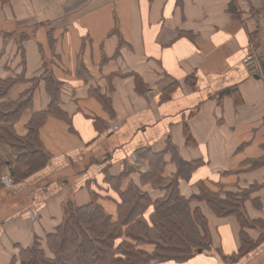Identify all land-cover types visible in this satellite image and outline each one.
Instances as JSON below:
<instances>
[{"label": "crops", "instance_id": "crops-1", "mask_svg": "<svg viewBox=\"0 0 264 264\" xmlns=\"http://www.w3.org/2000/svg\"><path fill=\"white\" fill-rule=\"evenodd\" d=\"M22 62L38 87L16 131L40 118L51 165L0 190V264L53 233L69 201L95 197L117 218L131 185L164 198L154 178L141 182L159 156L163 179L178 176V160L197 164L178 179L182 197L238 195L245 223L192 200L210 251L151 264H264V0H0V76ZM84 161L81 177L46 181Z\"/></svg>", "mask_w": 264, "mask_h": 264}, {"label": "trees", "instance_id": "trees-1", "mask_svg": "<svg viewBox=\"0 0 264 264\" xmlns=\"http://www.w3.org/2000/svg\"><path fill=\"white\" fill-rule=\"evenodd\" d=\"M13 84L10 79L0 78V175L9 170L18 183L37 173L47 163V155L38 139L40 118L30 121L25 137L15 132L16 123L31 108L32 97L24 93L17 100L9 98ZM3 147L14 154L13 162L2 161ZM156 162L161 168L162 159L157 157ZM177 164L178 176L163 179L160 174H147L150 180L154 178V186L166 191L164 198L153 201L131 185L120 195L117 218L108 214L95 197L84 207L67 202L63 222L47 236V249L39 242L23 249L20 264H151L189 260L211 246L206 218L199 210L191 209V201L196 199L207 202L220 216L234 214L245 223V217L236 212L237 206L230 209V202L209 198L211 194L205 192L203 197L189 200L182 197L178 179H189L195 168L181 160ZM151 207L153 212L147 219ZM246 240L243 238L240 255L249 249ZM144 246H152L153 250L148 252Z\"/></svg>", "mask_w": 264, "mask_h": 264}, {"label": "rangeland", "instance_id": "rangeland-1", "mask_svg": "<svg viewBox=\"0 0 264 264\" xmlns=\"http://www.w3.org/2000/svg\"><path fill=\"white\" fill-rule=\"evenodd\" d=\"M20 50V49H19ZM21 57H22V59H23V53L21 52ZM22 65H23V62H22ZM24 66L25 65H23L22 67V70H21V73H20V71L19 72H16L17 74L15 75V77L13 76V77H8V78H2L1 76H0V78H2V79H10V80H12V82L14 83L13 84V86L11 87V89H10V91H9V98H11L12 99V97H11V94H15L16 93V90H15V88L17 87V85L18 86H20V87H22V88H28V89H25V91H24V93H28L29 95H31V97L33 96V94H34V92H35V90H36V88L38 87V85L36 84V82H33V80H29V79H27L26 77H25V72H24ZM13 74H14V72H12ZM23 89V90H24ZM139 89H142V86H141V84H139ZM23 93V94H24ZM21 95V96H24V95ZM27 95H25V97H26ZM26 112H28V111H25L24 112V114L26 113ZM24 114L22 115V117L24 116ZM22 117H21V119H22ZM42 118L44 119V116H42ZM21 119L16 123V125L21 121ZM120 126V124H118V125H114L113 126V129L114 130H118V127ZM28 128V125H27V127H26V129ZM15 132H16V134L18 135V133H17V131H16V126H15ZM27 134H28V129H27ZM18 136H20V135H18ZM22 137V136H21ZM40 148L42 149V147L40 146ZM1 152H2V161H5V160H10V161H14L13 159L15 158L14 157V154H12V152H11V150L9 149V148H6V147H3V148H1ZM137 157V155H133V161H134V159H135V157ZM160 158H161V156H159ZM162 159V158H161ZM156 162V161H155ZM157 163V162H156ZM156 163H155V173H157L158 174V172H159V166H156ZM48 164L49 165H51V162H50V160H49V157L47 156V163L45 164V165H43V167L41 168V169H39V171H41V170H43V169H45L47 166H48ZM83 165H79V166H77L76 168H70V170H69V173H68V171H64L63 172V170H62V168H61V171H59V170H52V173L50 174L51 175V178H49V179H47L46 181H52L53 179L54 180H57V183H58V181H62V180H64V178L66 179H69L68 177H66V176H68V175H73V178H72V180H74V178L76 179L77 177H81V171H83L84 170V168H85V166H86V164H87V161H84L83 163H82ZM197 164H195V166H194V168L196 169V166ZM24 169V168H23ZM38 171V172H39ZM34 175V174H33ZM2 176H9V178L12 180V182H11V185L10 186H6V184L2 181ZM32 176V175H31ZM30 177V176H29ZM70 177H72V176H70ZM142 179H141V182L142 183H144V182H146L145 180H148V178L146 177V176H143V177H141ZM147 178V179H146ZM19 183V182H18ZM16 181H15V179L11 176V173H10V171L9 170H5L1 175H0V190H8V189H12L14 186H16V184H18ZM39 185V184H38ZM113 186L116 188V185L113 183ZM117 189V188H116ZM204 189V188H203ZM141 190V189H140ZM142 191V190H141ZM164 191V190H163ZM143 192V191H142ZM208 193V194H211L210 192H208V191H205V190H203L202 192H201V194H200V196L199 197H203L204 196V193ZM145 193V192H144ZM165 193H166V191H165ZM205 193V194H206ZM166 195V194H165ZM22 196H24L23 194H22ZM213 197H215V198H217V199H219V200H221L222 198H220V196L219 195H215V194H211L210 195V197L209 198H213ZM238 195L237 196H234V195H227L226 196V198L225 199H222V200H224V201H226V202H230V206L229 207H231L230 209H232L233 208V206H237V209L239 208V202H238ZM20 199H22V198H17L16 200H13V202H15V201H19ZM98 201V200H97ZM207 203V202H206ZM208 204V203H207ZM209 205V204H208ZM210 206V205H209ZM38 208V207H37ZM30 210V209H29ZM238 210H236V212H237ZM29 217H30V214H29ZM30 219H32L31 217H30ZM64 220V219H63ZM32 221H35V220H33L32 219ZM31 221V222H32ZM61 225V224H60ZM249 225H252V224H250L249 223ZM210 234V233H209ZM49 235V234H48ZM48 235H44L43 237H42V239L40 238V237H35V239H34V241H33V245L32 246H34V244L36 243V242H39L40 244H42L43 245V247L45 248V249H47L46 248V242H47V236ZM42 240L44 241L43 243H42ZM210 241H211V238H210ZM209 241V242H210ZM31 246V247H32ZM18 248V251H16V253H15V255H13L12 256V258H11V262H10V264H20V262H21V252H22V250L23 249H26V248H21V247H17ZM28 248H30V247H28ZM145 250H147L148 252H150V250L153 248L152 246H144L143 247ZM207 251H210V248L209 247H206L205 248V251H203V252H207ZM198 253H201V251H199Z\"/></svg>", "mask_w": 264, "mask_h": 264}, {"label": "built area", "instance_id": "built-area-1", "mask_svg": "<svg viewBox=\"0 0 264 264\" xmlns=\"http://www.w3.org/2000/svg\"><path fill=\"white\" fill-rule=\"evenodd\" d=\"M253 57L248 56L247 61H252ZM2 181L6 184V186H10L12 180L9 178V176H2ZM39 209L37 206H32L29 210L30 217L35 220L38 215Z\"/></svg>", "mask_w": 264, "mask_h": 264}, {"label": "water", "instance_id": "water-1", "mask_svg": "<svg viewBox=\"0 0 264 264\" xmlns=\"http://www.w3.org/2000/svg\"><path fill=\"white\" fill-rule=\"evenodd\" d=\"M262 68L264 69V65H262Z\"/></svg>", "mask_w": 264, "mask_h": 264}]
</instances>
